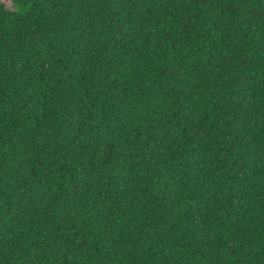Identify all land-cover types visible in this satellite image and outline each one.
<instances>
[{
	"label": "trees",
	"instance_id": "16d2710c",
	"mask_svg": "<svg viewBox=\"0 0 264 264\" xmlns=\"http://www.w3.org/2000/svg\"><path fill=\"white\" fill-rule=\"evenodd\" d=\"M7 2L0 264H264V0Z\"/></svg>",
	"mask_w": 264,
	"mask_h": 264
},
{
	"label": "rangeland",
	"instance_id": "374dc122",
	"mask_svg": "<svg viewBox=\"0 0 264 264\" xmlns=\"http://www.w3.org/2000/svg\"><path fill=\"white\" fill-rule=\"evenodd\" d=\"M3 1L6 2L8 6H11V4L9 2H7V0H3ZM13 9H15V8H13Z\"/></svg>",
	"mask_w": 264,
	"mask_h": 264
}]
</instances>
